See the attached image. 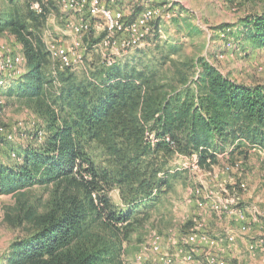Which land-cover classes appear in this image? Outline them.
Wrapping results in <instances>:
<instances>
[{
    "label": "trees",
    "instance_id": "obj_1",
    "mask_svg": "<svg viewBox=\"0 0 264 264\" xmlns=\"http://www.w3.org/2000/svg\"><path fill=\"white\" fill-rule=\"evenodd\" d=\"M31 1H41L43 12ZM57 8L55 0H0V35L20 43L25 68L12 80L0 75V94L40 121L30 131L34 143L0 138V194L18 201L6 222L25 231L1 264H126L124 237L149 218L180 174L162 158L195 154L209 170L220 154L264 146V83L235 81L202 57L170 61L182 47L158 42L160 20L149 38L154 44L131 57L91 63L83 73L60 70L44 39ZM226 28L264 48V11ZM148 131L159 136L156 144L145 140ZM36 186L49 192L44 205L29 200ZM114 188L121 203L109 194Z\"/></svg>",
    "mask_w": 264,
    "mask_h": 264
},
{
    "label": "rangeland",
    "instance_id": "obj_2",
    "mask_svg": "<svg viewBox=\"0 0 264 264\" xmlns=\"http://www.w3.org/2000/svg\"><path fill=\"white\" fill-rule=\"evenodd\" d=\"M56 4L58 8L53 9V14L50 15L44 31V39L47 44L56 41L60 42L58 44L63 43L72 47V35L66 20H77L81 12L72 13L62 9L58 2ZM114 5L122 7L130 17L139 13L146 5L156 6L166 13L165 19H157V22L160 20L158 42L162 45L172 40V43L182 47L181 52L172 56L170 61H194L202 57L214 63L235 81L247 85L264 83V48L246 44L243 38L236 39L232 34L233 28L230 30L226 28L229 24L239 23L252 15L261 14L264 11V0H152L149 2L116 0ZM168 12L171 17H167ZM178 14L181 15L179 25L173 21V17H177ZM84 17L88 21L92 20L90 15L84 14ZM188 24L198 28L197 33L189 30ZM91 32L85 35L82 47L72 49L83 57V61L75 65L78 73H83L91 63L103 61L104 55L111 52V49L99 45L103 32L96 28ZM154 37L153 35L150 39ZM150 39L148 42L153 45ZM20 52L21 45L13 36L0 35V75L12 80L25 73V68L23 64H19L20 62L10 66L5 62L8 58L14 59L20 56ZM126 56L119 55L118 59ZM170 63L165 67L168 73L171 72ZM53 64L55 66V63ZM5 85L0 80V86L4 88ZM0 108H2L0 132L3 129L4 133L0 138L19 141L25 137L27 140L23 145L34 143L30 131L34 133L40 128L37 117L23 103L11 102L1 94ZM8 134L12 136L11 139L7 137ZM154 135L158 141L159 136L155 132ZM40 136L39 140L43 138V135ZM157 141L148 142L154 145ZM243 149L247 150V153L237 152L233 156L220 154L219 163L209 170L193 166L195 154L189 156L174 152L162 158L161 161H166L167 170L179 169L180 174L173 178L171 186L164 192L160 203L149 218L134 226L128 238L124 237L123 258L126 264H139L135 260L137 255L149 249L152 236L156 233L162 238V250L169 254L184 247L187 235L193 230L199 233L205 232L207 237L216 240L215 243L207 241L200 245L206 248L218 246L219 240L216 237L220 238L222 235L221 223L225 215L232 216L238 221L236 223L240 233L252 237L247 251L254 261L258 259L259 251L264 252V146H247ZM4 152L5 147L1 146L0 155ZM185 162H187L186 167ZM240 183H245L246 186L240 189ZM201 185L204 186L207 196L215 197L213 209L208 208L206 211L198 206L192 193ZM28 193L30 202L34 201L39 205L46 204L49 198V192L43 187H33ZM109 194L113 201L121 203L117 189L109 190ZM246 203L250 205L249 211H252V215H249L247 207L244 206ZM17 205L18 201L14 195L0 194V264L4 261L11 243L25 233L22 228H14L6 222V213H16L14 209ZM242 227L247 229L242 230ZM225 241L226 245L233 246L236 237L234 243H230L228 238ZM155 258L156 255L150 253L148 261L144 264H153ZM212 258L215 260L214 263L211 262ZM220 258L225 257H221L216 252L209 253L205 264H216V260ZM227 260L238 264V260L233 258ZM258 264H264V256L259 259Z\"/></svg>",
    "mask_w": 264,
    "mask_h": 264
},
{
    "label": "built area",
    "instance_id": "obj_3",
    "mask_svg": "<svg viewBox=\"0 0 264 264\" xmlns=\"http://www.w3.org/2000/svg\"><path fill=\"white\" fill-rule=\"evenodd\" d=\"M61 6L62 9L77 13L81 12L80 16L76 20H66L67 27L72 35V47L67 44H58L60 42L50 41L47 44L48 50L52 61L55 66L60 70L68 68L74 69L75 65L79 61H83L81 55L76 54L72 49L82 47V41L85 35L92 33V29L96 28L103 32V36L99 45L111 49L104 55V63L112 65L118 60L119 55H127L131 51L143 46L151 37L154 27L156 26L157 19H165V14L156 6L146 5L135 17L130 18L126 15L125 10L122 7H117L114 4L116 0H55ZM135 1V0H134ZM149 2L152 0H142ZM154 1V0H153ZM41 1H31V9L37 13L43 12V6ZM161 6V5H160ZM84 14L90 15L92 20L84 19ZM52 15V14H51ZM167 17H171L170 12L167 13ZM50 20V16H49ZM19 56L14 59H6L7 66L17 64L20 62ZM2 106V105H1ZM2 108H0L1 112ZM3 129L0 132V136H3ZM8 138H12L11 135H7ZM145 139L149 142H156L157 138L154 132L148 131ZM167 140H170L167 138ZM254 147V146H252ZM187 162L184 163L186 167ZM193 166L199 167L196 163V155L193 157ZM200 168V167H199ZM245 183H240L239 188L245 187ZM193 196L197 201L199 207L206 206V198H204L205 190L204 186L196 188L193 191ZM215 205V203H214ZM224 209H227L224 207ZM246 227H242V230H246ZM228 240L230 243L235 242V235L229 234ZM161 236L154 234L149 244V249L143 253H140L136 257V262L144 264L148 261L150 253L156 255L153 264H193L196 261L195 252L197 246H202L200 243L207 242L215 243L216 240L207 237L205 232L199 233L198 231L190 232L184 242V247H180L173 254H169L162 250ZM215 262L214 258L211 260ZM216 264H233L227 259L220 258L216 260Z\"/></svg>",
    "mask_w": 264,
    "mask_h": 264
},
{
    "label": "crops",
    "instance_id": "obj_4",
    "mask_svg": "<svg viewBox=\"0 0 264 264\" xmlns=\"http://www.w3.org/2000/svg\"><path fill=\"white\" fill-rule=\"evenodd\" d=\"M151 43L146 42L143 46L139 48H146L150 47ZM152 46V45H151ZM138 49V48H137ZM136 51L133 50L130 53L127 54L126 57H131L132 54ZM204 198H206V206L205 207H200L201 209H206V211L209 209H213L215 197H209L206 194H204ZM247 207L248 212L250 213L249 215H252V211L249 208L250 205L247 203L244 205ZM216 213V211H215ZM237 217V216H236ZM232 216L225 215L223 218V222L221 225H223V232H221V237H216L219 241L217 242L218 246H211L209 248H206L204 246H197L196 247V261L193 264H205V259L207 257V254L216 252L218 255L221 257H225L227 259L233 258L235 260H238V264H258L259 259L264 256L263 251H259L258 253V259L254 261V259L250 258L249 253L247 251L248 249V243L250 239L252 238L250 235L240 233V231L237 228V223L238 221L234 220ZM230 233H233L236 237V243L231 246V245H226V238L227 235ZM225 250V251H224Z\"/></svg>",
    "mask_w": 264,
    "mask_h": 264
}]
</instances>
